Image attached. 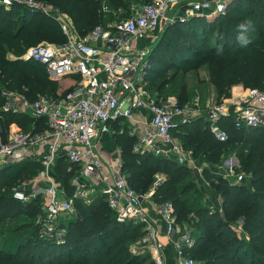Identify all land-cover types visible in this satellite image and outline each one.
<instances>
[{
  "label": "trees",
  "instance_id": "1",
  "mask_svg": "<svg viewBox=\"0 0 264 264\" xmlns=\"http://www.w3.org/2000/svg\"><path fill=\"white\" fill-rule=\"evenodd\" d=\"M39 1L57 11L67 12L80 36L86 35L95 24L103 23L101 8L104 3L122 8L128 3V0ZM229 8L230 11H236L235 6L227 5L225 12L212 21L206 16L190 17L169 23L164 30L177 27V31L194 34L193 38L203 45H207L212 32L217 30L206 55L211 56L208 61L211 65L221 64L223 77L219 90L222 92L224 88L229 89L236 84V80H241L245 87L254 85L263 90L264 13L259 12L256 16L260 29L252 27L257 38L246 37L249 42L242 44L229 29H237L243 22L231 18ZM247 10L250 11L247 14H252L254 9ZM162 36L160 34L159 37ZM42 39L54 43L66 39L61 25L52 15L17 4L9 8L0 5V83L8 89L24 93L29 100H34L39 94H54L59 86L57 81L47 76L40 64L19 57L28 46ZM191 48L194 47L189 45L187 50L193 54ZM8 53L13 54L14 58L7 56ZM148 58L162 62L159 53L149 54ZM172 58L176 59L177 56ZM165 61L156 70L176 66L175 63L169 64V57ZM151 68L146 75L148 87L162 95L152 88ZM161 86L158 83L156 88ZM2 103L3 98L0 96V106ZM5 115L6 119H0V125L4 128L13 120L27 123L26 130L30 128L33 119L24 113ZM218 124L226 133L225 140L214 135L209 122L203 117L179 123L173 135L185 149L198 152V156L211 162L225 151L227 147L224 146L245 140L255 143L247 152H242L241 147L237 151L240 167L236 170L251 173V180L247 184H231L221 176L212 178L209 183L222 197L223 212L217 209L211 211L209 205L202 202L203 193L195 188V183L187 175L189 167L185 164L161 155L134 152L132 146L135 137L130 135L127 128L121 131L116 128L110 137L121 149L122 172L127 184L136 192H145L156 172L166 174L154 190L153 199L157 202L169 200L174 207L176 220L179 223H192V236L195 240L190 254L197 260V264H264V141L260 140L264 137V127L236 128L229 116L221 117ZM113 125L117 126V122H113ZM256 134L259 136L256 137ZM57 164V178L70 192L69 177L75 167L61 159L57 160ZM39 169V162L31 159L5 165L0 169V224L7 222L0 227V264H138L140 256L132 250L131 242L142 235V226L133 222H118L115 212L102 197L90 205L76 202L81 217L71 219L66 224L65 243L58 245L39 238L34 217L40 208V197L22 203L12 196V188L24 177L33 178ZM240 218L244 228L248 229V241L243 236L239 237L233 228L236 224L234 220Z\"/></svg>",
  "mask_w": 264,
  "mask_h": 264
},
{
  "label": "built area",
  "instance_id": "2",
  "mask_svg": "<svg viewBox=\"0 0 264 264\" xmlns=\"http://www.w3.org/2000/svg\"><path fill=\"white\" fill-rule=\"evenodd\" d=\"M227 2L147 0L134 7L128 16L107 25L95 24L84 36L61 23L66 36L64 42L37 43L19 56L40 64L52 80L73 79L69 88L54 94H39L34 100L0 83L3 98L0 117L3 112H19L33 118L28 130L11 127L8 131L0 125V169L22 160L39 162L40 169L29 185L12 188L13 198L22 203L40 197V208L34 217L39 238L58 245L65 243L66 224L81 217L76 202L90 205L102 197L118 222L142 226L143 233L137 243L149 247L154 264H165L157 223L145 208L148 201L164 222V233L173 243L176 263H198L190 254L195 239L190 231L180 228L172 203L153 199L154 190L163 180L161 172L154 174L150 187L143 193L127 184L120 159L114 166L110 164L111 181L97 179L96 171L104 166L98 141L111 133L112 123L118 118L129 117L136 109L144 108L149 113V123L135 138L132 150L184 164L192 150L183 147L173 130L194 116L202 115L221 140L226 138L218 124L223 116L231 117L236 128L264 127V92L237 85L204 113H193L174 96L158 95L149 89L147 52L132 45L133 40L146 36L154 40L161 23L224 13ZM12 4L52 16L56 10L39 0H0L5 8ZM58 159L75 167L69 177L70 192L57 178ZM227 178L241 181L243 175L230 167Z\"/></svg>",
  "mask_w": 264,
  "mask_h": 264
},
{
  "label": "rangeland",
  "instance_id": "3",
  "mask_svg": "<svg viewBox=\"0 0 264 264\" xmlns=\"http://www.w3.org/2000/svg\"><path fill=\"white\" fill-rule=\"evenodd\" d=\"M144 1L145 0H128V5L130 6L134 4L136 6L137 4L140 3L142 4ZM227 5L236 7L235 12L230 11L229 8L230 12L229 11L228 12L230 13L231 18L243 23L247 21H251V26L249 27L248 31L243 33V35H245L246 37H251L252 39H256L257 38V36L255 35L256 32L255 30H253V28L260 29V24L257 22L256 16L257 13L259 12L264 13V0H228ZM250 8L254 9L253 13L247 14L250 12V11L248 12L247 9ZM126 10L127 9L125 8H121V11L127 12V15H125L124 13L122 14L128 16L131 10H127V11ZM53 13L55 14L53 15V17L59 22V24L62 23L65 27H68L70 31L76 32L73 27L71 17L67 12L55 10L53 11ZM218 15L219 14L211 16L209 20L212 21ZM224 23L226 22L224 21ZM165 27L166 24L160 30H156L153 36V37L156 36V38L154 40H152L151 38L150 42H148V40H142L141 38L135 39L137 41L135 43L138 47L145 48L147 52L146 57L148 59V65L150 67H153L151 68L153 70L151 72L152 73L151 78H153L152 80L153 82H150L152 84V88L158 90L159 91L158 93H161L162 96H167V95L174 96L177 99V102L182 107L190 110L193 113H198V114L204 113V111H206V109L212 106V104L219 102L221 99H223V97L227 96L226 93L228 87L226 89L224 88L222 92L221 90H219V83L221 82L220 80L223 77V75L221 74V64L211 65L209 63L211 56L206 55V51L211 46L216 36V33L218 32L217 30L212 32L210 38L208 39L207 45H203L199 43L195 38H193L194 34L192 35L190 33H186L185 31H177V27L168 28L164 30ZM229 30L233 35H235L234 38L239 37L241 35V30L239 28L237 29L232 28ZM193 32L197 33L199 32V30H197V32L195 31ZM160 34H163V36L159 37ZM41 42L54 43L42 39L36 42L35 44ZM238 42H240V40ZM189 45L194 47L190 49L194 51L193 54H191L187 50ZM155 53H159L160 60L162 61L161 63L155 62L154 60L151 61L148 58L149 54L153 55ZM175 55L177 56V58L173 59L172 57H174ZM7 56L12 58L13 54L8 53ZM167 57H169V61H170L169 64L173 65V63H175L176 66L173 67L167 66L169 67L167 70H162V71L156 70L157 68L160 67V65L164 64V61ZM225 76L227 77V74H225ZM72 82L73 79L71 78L70 79L65 78L63 80L58 81L57 83L59 86L57 92H61L62 90L69 88L72 85ZM158 83L162 85L159 89L156 88ZM234 83L236 84H233L231 87H234L236 85L243 86L241 80H236L234 81ZM230 88L228 89V94L231 91ZM249 88L264 92V89L260 90V87L258 86L252 85L249 86ZM152 91L155 92V90ZM6 113H13V112L1 113L0 119L2 120L6 119V115H5ZM16 114H22V113L17 112ZM195 118L198 119L199 117L197 118L196 116ZM26 124L27 123L23 124L22 122L17 123L16 121L12 120L9 121L7 125H5V128L8 131L11 129V127H21L22 129L25 130ZM191 130H193V126H191ZM255 136L258 137L259 134H256ZM260 140L264 141V137H261ZM252 144L255 143L245 140L244 142L239 141L224 146L227 147L225 148V151L222 152L218 156V158H216L215 161L213 162L201 158L200 156H198V152L193 153L192 151L189 161L184 163L186 166L189 167L187 175H189V178L192 179L193 182L195 183V188L197 187L203 193V196L201 198L202 202L204 204H208L211 211H215L217 209L220 212H223L222 211L223 208L221 206L222 197L220 196V194L216 193L209 186V183L212 178L216 179V178H220V176L222 178H227L230 173V167H232L235 173H241L243 175V178L241 181H235L233 178H227V180L231 184L242 185L243 183L247 184L249 180H251L250 171L243 172L240 170L238 171L236 169L240 167V164L238 165L240 157L238 156L237 151L241 147L242 152H247ZM107 148L108 147H106V150ZM111 152L112 150L106 151L105 157L108 158L111 155ZM119 158H121V152L119 154ZM161 173H163L162 175L166 177V174L164 172ZM31 179L32 176L31 178L24 177L21 180V182L15 187H23L24 184L29 185L31 183L30 181H32ZM234 222L236 224H234L235 226H233V228L235 227V230L239 235V237L243 236L245 237V240L248 241V232H247L248 229L244 228L242 218L238 220H234ZM6 223L7 222H3V224L1 223L0 227L5 225ZM11 223H14V221ZM180 226H182L181 229L184 227L186 230L190 231L191 234H193L194 227L192 226V223L181 222ZM81 240L83 239L81 238ZM136 241L131 242V247L132 250L135 251L140 256V259L138 260L139 261L138 264H154V262H152L151 260V254L149 252V249L139 248L136 244ZM169 253L171 254V249Z\"/></svg>",
  "mask_w": 264,
  "mask_h": 264
},
{
  "label": "crops",
  "instance_id": "4",
  "mask_svg": "<svg viewBox=\"0 0 264 264\" xmlns=\"http://www.w3.org/2000/svg\"><path fill=\"white\" fill-rule=\"evenodd\" d=\"M140 4H137L136 6H139ZM136 6L134 4L129 6L128 3H127L125 9L133 11L134 7H136ZM121 8L122 7H113L109 3H104V5L102 7V10H101L102 13H103V16H104L103 24L107 25V24H110L113 21L119 19L120 17H125V15H127V12L121 11ZM122 13H124L125 15H123ZM206 17H211V16H206ZM165 24H166V26L168 25V23H166V22L165 23H161L159 30ZM151 37L152 36H146L145 38H141V39L142 40H148V42H150L151 41L150 40ZM135 42H137V41L133 40L132 45H136ZM149 68L150 67H148V69ZM195 117L196 116H194L190 120L195 119ZM197 117H203V116L199 115ZM116 122H117V126L113 125L111 133L109 135L101 137V139L98 141V148L100 150L102 158L104 159V166L101 169H99L98 171H96L97 179L105 178L106 181H111L110 172L113 169L112 166L115 165V162H116L117 159L121 160V158H119V154H120L119 153V149H120V147L112 142L111 137H110L111 134L114 133L116 128H118V131H121L124 128H127V131L130 133V135H133L135 138H137V136H139V134L142 132L144 127L148 126L149 113L144 108L136 109L129 117L118 118V120ZM106 147H108L107 150H106ZM111 150H112L111 155L108 158H106L105 157L106 151H111ZM120 152H121V149H120ZM189 159L190 158H188L186 160V162H188ZM110 164L112 166H110ZM161 174H163V173H161ZM162 176H163V178L165 177L164 175H162ZM145 208H146L148 214L150 215V217H152L155 220V222L157 223L158 237L161 240L162 245H163L162 254H163V257H164V263L165 264H177L176 260L174 258V246H173V243L165 236V233H164L165 227H164V222H163L162 218L159 217L155 213V211H154V209H153V207H152L150 202L147 201L145 203ZM181 225H183V224H181ZM179 226H180V224H179ZM181 227L182 226H180V228ZM136 244L141 249H144V248L149 249V247H147V246H143V245L138 244L137 241H136ZM170 249H171V254L169 253ZM149 252L151 254V260H152V262H154L153 261V257H152V252H151L150 249H149Z\"/></svg>",
  "mask_w": 264,
  "mask_h": 264
},
{
  "label": "clouds",
  "instance_id": "5",
  "mask_svg": "<svg viewBox=\"0 0 264 264\" xmlns=\"http://www.w3.org/2000/svg\"><path fill=\"white\" fill-rule=\"evenodd\" d=\"M250 26H251V21H247L238 26L239 29L241 30V35L238 37V39L241 41L242 44H247L249 42L246 36L243 35V33L248 31Z\"/></svg>",
  "mask_w": 264,
  "mask_h": 264
}]
</instances>
